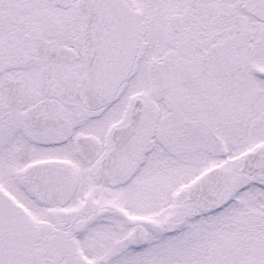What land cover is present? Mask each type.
Instances as JSON below:
<instances>
[{"label":"snow or ice","instance_id":"1","mask_svg":"<svg viewBox=\"0 0 264 264\" xmlns=\"http://www.w3.org/2000/svg\"><path fill=\"white\" fill-rule=\"evenodd\" d=\"M0 264H264V0H0Z\"/></svg>","mask_w":264,"mask_h":264}]
</instances>
